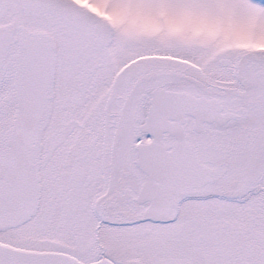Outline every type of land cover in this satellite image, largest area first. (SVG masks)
I'll return each mask as SVG.
<instances>
[{
    "label": "snow or ice",
    "instance_id": "snow-or-ice-1",
    "mask_svg": "<svg viewBox=\"0 0 264 264\" xmlns=\"http://www.w3.org/2000/svg\"><path fill=\"white\" fill-rule=\"evenodd\" d=\"M0 264H264V0H0Z\"/></svg>",
    "mask_w": 264,
    "mask_h": 264
}]
</instances>
